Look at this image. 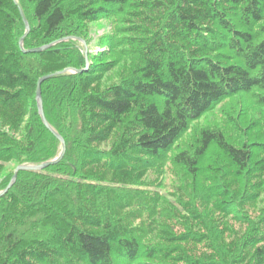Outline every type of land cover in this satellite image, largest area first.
Listing matches in <instances>:
<instances>
[{"label":"trees","instance_id":"obj_1","mask_svg":"<svg viewBox=\"0 0 264 264\" xmlns=\"http://www.w3.org/2000/svg\"><path fill=\"white\" fill-rule=\"evenodd\" d=\"M24 10L40 46L52 47L23 49L20 3L0 0V176L10 162L60 155L62 142L39 113L38 80L79 71L42 84L44 112L66 152L44 169L19 171L0 196V264H264V218L245 231L225 222L264 187L256 155L264 140L250 135L253 122L234 119L238 145L203 127L177 150L173 164L190 177L179 204L133 189L222 103L247 96L264 108V0H33ZM103 19L124 23L113 46L135 67L100 90L114 63L93 57L86 65L87 48L74 38Z\"/></svg>","mask_w":264,"mask_h":264},{"label":"rangeland","instance_id":"obj_2","mask_svg":"<svg viewBox=\"0 0 264 264\" xmlns=\"http://www.w3.org/2000/svg\"><path fill=\"white\" fill-rule=\"evenodd\" d=\"M15 1L18 4L20 3V8L22 9L24 15L26 13L24 12V6L27 10V13L31 12L30 6L32 5L33 0ZM26 19L28 20L27 17ZM33 22L34 21L31 19V24L29 22L30 30L28 32L27 28L22 27L20 44L23 49L24 47H32V49L42 47L40 46L41 43H38L37 41L41 40V37L36 34L32 35L31 33ZM120 23L121 22H119V20L115 19H103L88 26V31L86 30V38L83 39L84 41L80 37H78V39L74 38V40H79L83 43H76L77 46H79L81 49H84V47L87 48L86 50L89 57L87 61L88 63L86 65H90L91 58L93 57L94 58L92 61L96 64L100 61H103L102 64L104 62L114 63V68L101 75L100 81H98V84H96V87L100 90H104L107 86L119 82L135 67V57L127 55L126 53L120 51L118 47L115 48L113 46L112 38L119 37L121 34L119 32L120 26L121 24L124 26V23ZM66 40L67 39L64 38L61 41L55 42L53 45H57L58 43ZM47 45H50L48 48L52 47V44ZM97 55H101L99 56L98 60L96 59ZM32 108H35V110L37 109V103L34 100ZM243 117V121L245 123H254V126L249 130L250 135L255 138L258 137L260 140H264V108L256 107L247 96L229 99L228 101L219 105L214 111L208 113L203 118L193 123L190 131L179 142V145L175 151L168 155L167 160L161 162L160 165L152 169L141 181H139V186H133V189L138 188L145 191L147 196L156 195L158 197H162L163 199H167L168 201H173L174 203L177 201L179 204V198H183L182 195H184V187L185 185H188V182H190V177L179 166L173 164L172 157L177 153V150L185 149L194 144L200 133V130L203 127H211L223 130L228 135L229 139L238 145L242 141V131H239L237 128H235L234 119L239 118L241 120ZM5 129L8 131L7 128ZM102 149L109 150L110 145L106 144L102 146ZM256 155L258 159L264 158V151L256 150ZM16 167L17 164L15 162H10L5 167L3 173H1L0 192L3 191L1 190L3 187L2 185L7 181V178H9L8 176L13 174ZM102 172L105 174L104 178L106 179L107 183H113L114 185L116 178L113 176V174L108 169H103ZM262 182H264V180H262ZM256 188L257 189L253 190L255 193L258 192L259 195L254 197L251 202H245L243 204L240 203V205H237V213H229V215L225 218V222H227L232 229L245 231L248 227L249 221L250 223H258L259 221H263L264 187L261 186V188ZM213 216L220 217L218 214H214ZM135 219L136 218H132L131 222H134ZM222 219L224 222V218ZM179 221L180 219H178V222ZM139 223L140 221L136 222V224ZM195 229H199L200 231L204 230V228L200 226H196ZM175 231L182 232L183 230L176 228ZM224 235L226 241L240 240L231 233H225ZM201 250L202 248L200 247V251Z\"/></svg>","mask_w":264,"mask_h":264},{"label":"water","instance_id":"obj_3","mask_svg":"<svg viewBox=\"0 0 264 264\" xmlns=\"http://www.w3.org/2000/svg\"><path fill=\"white\" fill-rule=\"evenodd\" d=\"M20 12H21V15L24 19V22L26 24V28H27V32L30 30V25H29V22L28 20L26 19L22 9L20 8ZM24 38V37H23ZM50 45H44L42 47H39V48H34V49H31L30 51L31 52H39V51H43L45 49H47ZM68 71H74V72H78L79 70H76V69H64V70H60V71H55L53 73H49L47 75H44L42 76L39 80H38V86H37V93H36V99H37V103H38V108H39V113L41 115V118H42V121L43 123L46 125V127L62 142V151L60 153V155L54 159H51V160H48L42 164H39V165H27V164H24V165H18L14 171V176L12 178V181L10 182V184L3 190L0 192V196L4 195L8 190L9 188L12 186V184L14 183V181L16 180L17 176H18V173L19 171L21 170H39V169H44L52 164H56L58 163L63 157H64V154L66 152V141L64 140V138L58 134V132H56L53 127L50 125V123L48 122L47 118H46V115H45V112H44V108H43V99H42V89H41V85L44 81L56 76V75H59V74H62V73H65V72H68Z\"/></svg>","mask_w":264,"mask_h":264}]
</instances>
